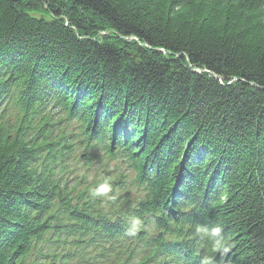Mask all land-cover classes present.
<instances>
[{
    "label": "trees",
    "instance_id": "1",
    "mask_svg": "<svg viewBox=\"0 0 264 264\" xmlns=\"http://www.w3.org/2000/svg\"><path fill=\"white\" fill-rule=\"evenodd\" d=\"M205 257L264 264V0H0V264Z\"/></svg>",
    "mask_w": 264,
    "mask_h": 264
},
{
    "label": "clouds",
    "instance_id": "2",
    "mask_svg": "<svg viewBox=\"0 0 264 264\" xmlns=\"http://www.w3.org/2000/svg\"><path fill=\"white\" fill-rule=\"evenodd\" d=\"M111 191L110 187H108L107 185H102L96 192V195H105L107 193H109ZM198 232H204L206 230L204 229H197ZM221 233V229L219 227L213 228L211 230V237L215 238L218 237ZM223 247V245L221 244V242L219 240H216L213 244V251H220L221 248ZM229 249L227 247H223V251L227 252ZM202 264H213L212 261V257H205Z\"/></svg>",
    "mask_w": 264,
    "mask_h": 264
},
{
    "label": "rangeland",
    "instance_id": "3",
    "mask_svg": "<svg viewBox=\"0 0 264 264\" xmlns=\"http://www.w3.org/2000/svg\"><path fill=\"white\" fill-rule=\"evenodd\" d=\"M132 39H134V38H130V40H132ZM113 167H115L114 164H111V165H109V166L107 167V169H108V168H113Z\"/></svg>",
    "mask_w": 264,
    "mask_h": 264
},
{
    "label": "bare ground",
    "instance_id": "4",
    "mask_svg": "<svg viewBox=\"0 0 264 264\" xmlns=\"http://www.w3.org/2000/svg\"><path fill=\"white\" fill-rule=\"evenodd\" d=\"M112 169H113L114 171H116V169L119 170L117 167L108 168L107 170H112Z\"/></svg>",
    "mask_w": 264,
    "mask_h": 264
},
{
    "label": "water",
    "instance_id": "5",
    "mask_svg": "<svg viewBox=\"0 0 264 264\" xmlns=\"http://www.w3.org/2000/svg\"><path fill=\"white\" fill-rule=\"evenodd\" d=\"M195 72H200V70H194Z\"/></svg>",
    "mask_w": 264,
    "mask_h": 264
}]
</instances>
